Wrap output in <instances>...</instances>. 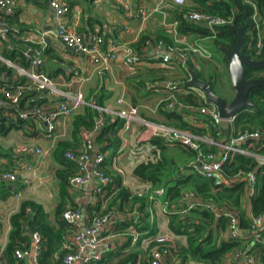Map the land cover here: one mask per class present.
Masks as SVG:
<instances>
[{"label":"trees","instance_id":"16d2710c","mask_svg":"<svg viewBox=\"0 0 264 264\" xmlns=\"http://www.w3.org/2000/svg\"><path fill=\"white\" fill-rule=\"evenodd\" d=\"M23 1L32 5H36L40 1L48 2V0ZM191 3V7L182 8L175 6L173 8L172 13L178 23L179 34H194L200 38H211L213 48L217 53L221 54L218 51L219 47L232 49L236 42V33L229 27V24L210 29L203 24L199 25L187 20L186 14L194 10L218 16L230 22L235 20V24L241 28L244 38L241 53L249 55L256 60L264 59V37L262 50L259 53L254 50L257 28L264 36V0H249V2L245 0H191ZM254 14H256V19H254ZM0 18H5L11 27L15 21V18L11 15H4L1 12ZM15 31L18 30L12 27L11 32L7 36H0V74L5 75V79L0 80V90H13L28 81L27 77L18 75L16 69L6 63L28 70L31 67V57L27 47L31 48V50L39 49H34L35 45L33 44L24 43L16 39L15 36L19 35V31L18 34H15ZM158 41H162L167 46L173 45V41L169 37L158 36L152 40L148 36H142L131 48L140 56L142 47L148 46V42L156 44ZM44 54L47 55L46 52ZM222 56L226 64L225 57L224 55ZM187 69L194 71L198 79L204 83L214 82L216 79L214 75L203 78L190 61L187 62L184 72L185 76L189 77ZM37 70L43 71L41 67H38ZM263 77L264 70H246V79ZM160 80L162 79H156L153 83ZM152 86L151 82L149 88H152ZM180 87L184 88L182 82H180ZM33 95L34 93L26 91L14 107L0 105V137H6L11 131H21L28 134L30 128H35V118L33 119L35 115L32 113L34 103L29 102ZM176 97L188 109H198L206 105L204 101L193 93L186 96L176 94ZM2 99V94H0V101ZM248 100L254 103L256 107L247 108L238 113L232 119L231 124H227L228 135L229 137H234L244 131H257L259 137L258 139H247L238 143L239 148L251 155L239 153L231 155L228 162L222 167V182L220 185H214L212 180L204 179L193 172L191 174H181L178 165L164 156L163 151L170 144L164 143L158 137L151 138L150 143L162 151V155L157 158L156 162L142 163L134 170L136 177L152 184L154 191L151 194L133 195L122 187L120 177L112 176V183L104 189L102 195H97L98 201L92 209L95 213H92L91 209L87 213L89 217L91 216L90 219L106 213L117 212L122 214L127 218L119 221L115 231L120 233L133 228L139 235L136 248L132 252L126 251L132 241V237H126L127 242L119 248L123 253L120 254L121 257L115 264H135L141 253L138 249L140 243L143 240L148 241L157 236L158 228L151 219L150 210L154 198L157 197L155 190L159 189L163 191L162 195L158 196L162 203L174 206V209L167 208L169 231L176 236L185 238V245L178 246L175 251L171 252L173 258L178 260V264H223L225 261L232 259V255L237 251L256 255L261 259L262 246L261 243L254 242L255 236L250 232L252 225L250 216L256 217L264 214V164H260L257 159V157L264 158V87L251 89L248 94ZM47 102L48 97L43 100V103ZM94 105L103 107L100 98L94 102ZM159 110L167 121L174 122V125L165 124L167 126H174L200 136L208 134L215 142H218V136L224 137L220 125L214 124L206 115L199 112H197L194 121L198 124H205L206 128L193 126L184 119V115L180 113L181 111H165L162 106H159ZM22 113H26L28 119L20 118L19 115ZM185 113L188 114L187 112ZM99 116V112L90 106H85L82 113H75L73 116L74 138H80L81 130L93 132ZM39 124L42 126L40 122ZM124 126V120L116 118L111 121L110 116L106 115L103 126L94 133L96 143L99 146L96 152L105 155V160L101 165L103 170L105 169L104 166L112 161L119 152L121 147L119 134ZM176 146L183 150L191 160L194 159L195 154L193 151L177 144ZM204 150L214 152L217 149L216 146H210L208 149L204 148ZM67 151H74L69 143H57L54 157L66 167L64 171L57 174L60 182V200L62 202L67 196L68 179L76 173L75 164L64 157V153ZM0 156L8 157L10 156V151H6ZM186 169L189 170L188 168ZM104 172L107 173L105 170ZM249 173L255 176V184L253 195L247 198L248 182L246 176ZM185 192L193 193L201 203L190 210L187 216L181 218L180 215L174 213V210L177 211L182 205L180 198ZM10 194L11 190L9 187L4 182H0V200H5ZM107 198L110 199L103 205ZM212 207L219 211V215L215 214ZM224 210H231L237 213V226L240 234L234 239H223L221 237L222 233L226 232L229 222V217L221 213ZM63 211L64 207L60 203L56 208V221L51 224L47 214L40 205L32 201L22 202L19 210L9 218L11 229L8 243L0 253V264H28L25 260L16 258L15 251H29L32 247L31 237L34 233H37L40 237L36 263L63 264L64 257L73 252L74 249V245L68 243L67 236H73L77 229L74 224L67 223L61 218ZM129 214L134 216L129 218ZM190 215L193 217H189ZM260 235L264 241V225ZM154 244L151 243L146 250L149 255L143 264L150 263V251ZM115 256L116 253L108 250L99 262H91L90 264H105ZM171 259L168 258L167 264H171Z\"/></svg>","mask_w":264,"mask_h":264},{"label":"crops","instance_id":"0c3cea01","mask_svg":"<svg viewBox=\"0 0 264 264\" xmlns=\"http://www.w3.org/2000/svg\"><path fill=\"white\" fill-rule=\"evenodd\" d=\"M13 1L15 10L11 16L15 18V21L12 27L19 31V35L15 36V38L24 43L35 45L34 49H42V58L44 60L43 67H41L42 72L50 76L58 88L64 91L69 98L81 95L85 104L76 109L69 117L56 116L53 119L54 130L49 133L46 130L44 121H42V117H46L54 111L61 99L59 97H48V102L44 103L45 107L42 116H33V119L35 118V128H30L28 134L21 131H11L6 137L1 138L0 147H3V142L5 141L7 149L3 147L4 150L0 151V155L10 151V156H0V182H4L9 187L11 194L5 200H0V253L8 243L11 229L9 218L19 210L21 203L24 201H32L40 205L47 214L51 224L56 221V208L60 203L64 210L79 209L82 211L83 217L80 221V227L90 221L91 216L89 217L87 211L92 210L98 201V197L95 194L96 181L92 179L81 189H69L68 187L66 199L62 202L60 200V182L57 174L64 171L66 167L54 157L55 149L59 142L69 143L74 151L82 148L81 137L79 136V139H75L73 136V116L75 113H82L85 106L94 104L100 98L103 107L110 111L116 112L121 109L135 107L138 116L142 119L174 125V122L166 120L158 106L160 100L167 96L166 90L160 87L149 88L151 82L154 84V80L163 78H170L183 83L184 88L177 92L179 96L193 93L206 102L203 93L194 88L186 87L184 84L190 79V76H185V69L149 60L148 57L155 54L153 51L155 44L151 42L147 44L148 46L150 45L149 48L144 46L140 49L142 52L140 57L143 60L139 65L126 67L119 60H114L106 65L105 71H102L103 67L94 64L85 55H76L52 36L58 23L63 22L68 29L83 35L85 38H89L91 35L101 36L104 43L106 45L111 43L118 52V56H121L120 47L122 45L133 46L142 36H148L152 40L158 36L170 38L172 24L177 23L172 11L175 6L178 7V5L172 4L171 0H58L69 7L68 14L63 18L57 17L50 8L49 2L51 0H48V2L40 1L36 5L26 4L23 0ZM191 6V0H186L185 5L181 7ZM127 8H129L128 11L131 14L126 11ZM44 40H46V43ZM179 43V45L197 44L209 53V57H193L190 60L195 70L203 78L210 75L219 76L222 74L223 76V56L217 53L214 48H211L213 46L211 38H200L194 34H179ZM27 49L31 50L28 47ZM157 54L164 55L165 52L162 49ZM171 57L175 58L173 55ZM15 67L13 66V68ZM224 70L227 73L226 65ZM216 81L218 80L215 79L214 82ZM214 82H212L213 89ZM229 88L233 94H229V96H226L227 98L215 94L227 101H231L234 97V91L231 88L230 78ZM119 99L122 100L121 104L116 102ZM71 103L72 101L68 100V104L71 105ZM183 111L180 113L184 115L186 121L193 126L206 128L205 124H198L194 121L198 109L191 108ZM39 122L42 126H40ZM220 128L224 137L218 136V142H215L208 134L204 137L216 144L228 141L231 136L229 137L228 135L226 137L224 133V130L227 129V123L221 124ZM119 137L121 139L119 152L112 161L104 166V170L111 177L113 175L120 177L122 187L133 195L151 194L154 191L152 184L136 177L134 170L142 163L156 162L157 158L162 155V151L150 143L151 138L147 136L144 128L137 122L125 125ZM91 139L94 145L96 143L94 133ZM20 143H28L39 147L43 150L44 155H27L23 158L14 156L13 148ZM204 146V148L208 149L213 145L205 144ZM163 153L168 160L171 159L178 165L181 174H191L192 171L186 168L192 160L183 150L176 145H169ZM17 160L22 162L24 166H31L32 169L23 168L18 171L17 179L14 182L6 179L2 180L1 175L5 172L13 171ZM109 199H105L103 205ZM167 210L163 206L160 197H155L150 210L151 219L158 228L157 236L170 237L177 249L178 246L185 245V238L176 236L169 231ZM92 213L95 212L92 210ZM133 216V214H129V218ZM126 218V216L117 212L112 213L109 222L99 231L100 237L106 239L109 249L116 253V256L105 264H115L121 257L120 254L123 251L119 250V248L127 242V236H131L132 241L126 251L132 252L136 248L139 235L133 228L120 233L115 231L119 221H123ZM67 241L73 244V236H67ZM149 246V240H143L140 243L138 249L141 253L135 264H143L148 258L149 254L146 253V250ZM89 252L87 251L86 253ZM231 260L233 264L240 263L234 259ZM26 262L33 264L32 257L27 258ZM167 263L163 262L162 264Z\"/></svg>","mask_w":264,"mask_h":264},{"label":"built area","instance_id":"2783aa9c","mask_svg":"<svg viewBox=\"0 0 264 264\" xmlns=\"http://www.w3.org/2000/svg\"><path fill=\"white\" fill-rule=\"evenodd\" d=\"M245 1L249 2V0ZM171 2L172 4L181 7L185 5L186 0H171ZM49 6L55 12L56 16L60 18L65 17L69 12V7L58 0H51L49 2ZM14 10L15 4L13 0H0V12L2 14L12 15ZM128 10L129 8H127L126 11L130 13ZM186 18L191 22L203 24L210 29L231 23L224 18L194 10L189 11L186 14ZM254 19H256V14H254ZM11 30L12 27L8 21L5 18H0V36H7ZM14 33L18 34V31H15ZM52 36L76 55L83 54L92 60L94 64L103 67L102 71L106 70V65L110 61L119 60L121 64L126 67H135L143 60L142 57L138 56L129 45H122L120 47L122 54L121 56H118V52L115 50V47L111 43L106 45L101 36L91 35L89 38H85L83 35L68 29L66 24L63 22L58 23ZM263 37L264 36L261 31L257 28L256 41L254 45V50L257 53H259L263 48ZM170 38L173 41V45L167 46L162 41H158L154 45L153 51L155 54L148 57L150 61L162 63L171 67H181L186 69L187 62L193 59V57H209V53L197 44L179 45L177 23L172 24ZM162 49L165 54H157V52ZM42 51V49L28 50L31 57V67L28 70L15 67L17 74L27 77L28 81L21 86L15 87L13 90H0V94H2L3 97L2 101H0V105L14 107L24 96L25 92L30 91L34 93L33 97L29 99L30 103H34L32 113L37 117H41L45 107L43 100H45L46 97H59L61 100L56 105L54 111H52L48 116L42 117L46 130L51 133L54 130L53 119L56 116L69 117L76 109L84 105L85 102L81 95L69 98L64 91L58 88L57 84L51 78L43 72L37 70L38 67H43L44 64ZM172 55L175 56V58H172ZM7 65L11 67L10 64ZM4 79L5 75L0 74V80ZM152 87H160L166 90L167 96L160 100L158 105L162 106L165 111H183L188 109V107L176 97L177 92L181 89L180 81L164 78L160 81H156ZM68 100L72 101L71 105L68 104ZM116 102L117 104H121L122 100L119 99ZM204 103L206 104V102ZM89 106L97 110L100 114L96 122V128L93 132L81 130L80 137L82 139V148L78 151H67L64 153V157L76 166V173L68 179L69 189H81L84 185L94 179L97 184L95 188L96 195H102L104 189L112 183V177L105 173L101 167L105 160V156L100 152L94 151V145L91 139L92 134L95 133V131H99V129L103 126L106 115L110 116L111 121H114L116 118L124 120L125 125L137 122L144 128V131L149 138L158 137L166 144H177L193 151L195 157L188 163L187 168L204 179L212 180L214 185L221 184L222 167L228 162L231 155L235 153L251 155L239 148L238 143L247 139H258L259 137L257 131H244L237 136H231L228 141L222 144H216L215 142L213 143L209 141L204 136L181 130L176 127L167 126L162 123H155L142 119L138 116L137 110L134 107L113 112L94 104H90ZM198 112L206 115L216 125H221L223 123L231 124L233 119L232 118L227 121L221 120L217 109L209 104L198 108ZM19 117L28 119L26 113L20 114ZM205 144L216 146L217 150L214 152L205 151L203 147ZM13 154L18 158H23L27 155H44V152L39 147L28 143H20L14 146ZM257 159L260 164H264V158L257 157ZM23 168L27 170L32 169L31 166H24L22 162L17 160L14 165V170L2 174L1 179L14 182L17 179V172ZM246 179L248 182L246 196L248 198L254 193L255 176L252 173H249L246 176ZM162 193L163 191L160 189L155 191L156 196H161ZM180 202L182 205H180V208L177 211L174 210V213L180 215L181 218L187 216L190 210L194 209L196 205L201 203L191 192L183 193L180 198ZM163 206L174 209V206H169L168 203H163ZM212 209L215 214L219 215V211L217 209L213 207ZM221 213H224V215L229 217L226 229V238H236L238 234H240L237 226V213L231 210H224ZM111 216L112 213H106L102 216L93 217L87 224L80 227V221L83 217L82 211L79 209L64 210L61 214V218L67 223L74 224L77 229L73 235V252L64 257L63 264H90L91 262H99L104 253L110 250L109 246L106 244V239L100 237L99 231L109 222ZM250 218L252 221L250 232L255 236L254 242L261 243L262 246V252L260 254L261 259L256 255L246 254L239 251L232 255V259L238 263L240 262L239 264H264V241L260 235V231L263 229L264 225V214L256 217L250 216ZM31 239L33 251L31 249L29 251H15V256L16 258L25 261L31 256L32 261L36 263L40 237L37 233H34ZM149 242L150 244L155 243L150 251L149 264H162L163 262H168V258H172L171 264H178V260L174 259L171 255V252L175 251L176 247L170 237L163 235L156 236L155 238L150 239ZM87 251L90 252L86 253Z\"/></svg>","mask_w":264,"mask_h":264},{"label":"water","instance_id":"95a60500","mask_svg":"<svg viewBox=\"0 0 264 264\" xmlns=\"http://www.w3.org/2000/svg\"><path fill=\"white\" fill-rule=\"evenodd\" d=\"M198 24L201 25L200 23ZM229 27L236 33V42L232 49L219 47L218 51L224 55L226 60L227 74L230 78L231 88L234 91L233 99L227 101L217 96L213 90L212 82L204 83L200 81L192 70H188L190 79L185 83L186 87L194 88L203 93L207 104L217 109L219 117L223 121L234 118L238 113L247 108H255L256 105L248 100L249 91L254 88L264 87V77L246 79L247 69L255 71L264 70V59L256 60L249 55L242 54L241 50L244 44L242 30L236 26L235 20L229 24ZM44 42L46 43V40ZM224 133L228 137L227 129L224 130ZM94 150H98L96 143L94 144ZM31 250L33 251V247H31ZM33 264L35 263L33 262Z\"/></svg>","mask_w":264,"mask_h":264},{"label":"rangeland","instance_id":"374dc122","mask_svg":"<svg viewBox=\"0 0 264 264\" xmlns=\"http://www.w3.org/2000/svg\"><path fill=\"white\" fill-rule=\"evenodd\" d=\"M211 48L213 49V46H211ZM225 65L226 64L223 62V72H222L223 76H222V74L219 75V76H216V79L218 81L214 82L215 85H214V89L213 90L219 96H223L224 98H227L226 96H229V94L232 95L233 93H232L231 89L229 88V77L227 76L228 74L226 73V70H224L225 69ZM223 125H224V123H223ZM1 138H3V137H0V145H1ZM6 146H7V143L4 141L3 142V147L5 149H7ZM3 147H0V151L4 150ZM189 217L192 218L193 216L190 215ZM221 237L223 239H227L226 238V232L222 233ZM223 264H233V262H232L231 259H229L228 261H225Z\"/></svg>","mask_w":264,"mask_h":264}]
</instances>
